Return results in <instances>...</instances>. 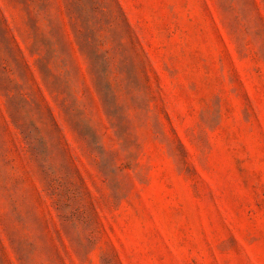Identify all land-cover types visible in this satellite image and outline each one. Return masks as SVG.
I'll list each match as a JSON object with an SVG mask.
<instances>
[{
	"label": "rangeland",
	"instance_id": "1",
	"mask_svg": "<svg viewBox=\"0 0 264 264\" xmlns=\"http://www.w3.org/2000/svg\"><path fill=\"white\" fill-rule=\"evenodd\" d=\"M0 264H264V0H0Z\"/></svg>",
	"mask_w": 264,
	"mask_h": 264
}]
</instances>
